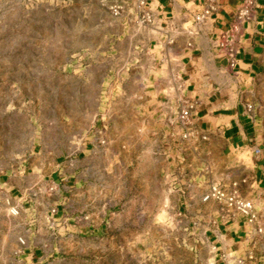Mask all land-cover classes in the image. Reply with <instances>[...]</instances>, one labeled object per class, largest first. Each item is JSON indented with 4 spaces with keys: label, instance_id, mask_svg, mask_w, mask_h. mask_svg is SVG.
I'll return each instance as SVG.
<instances>
[{
    "label": "crops",
    "instance_id": "crops-1",
    "mask_svg": "<svg viewBox=\"0 0 264 264\" xmlns=\"http://www.w3.org/2000/svg\"><path fill=\"white\" fill-rule=\"evenodd\" d=\"M213 1L216 10L202 23L194 20L202 0H149L148 24L133 7L121 17L131 24L123 34L142 71V90L151 102L166 105L149 112L163 136L156 162L164 164L153 187L147 186L158 199L147 229L164 232L150 264H171L174 247L184 252L180 264H264V0H255L232 71L213 41L243 0ZM186 101L196 109L191 134L183 138L177 115ZM80 147L68 171L37 154L0 166V264H124L118 236L108 233L106 206L81 207V194L72 193L80 190L78 156L88 152ZM138 179L141 191L149 183L144 175ZM213 187L250 202L254 220L223 201H205ZM166 213L164 222L157 221Z\"/></svg>",
    "mask_w": 264,
    "mask_h": 264
},
{
    "label": "rangeland",
    "instance_id": "rangeland-1",
    "mask_svg": "<svg viewBox=\"0 0 264 264\" xmlns=\"http://www.w3.org/2000/svg\"><path fill=\"white\" fill-rule=\"evenodd\" d=\"M113 5L0 0V166L37 154L68 171L72 154L85 144L88 152L76 165L80 190L72 193L81 194V207L106 206L108 233L118 236L124 264L141 258L150 264L148 256L164 232L147 229L158 203L148 187L164 164L156 162L163 136L149 112L166 105L151 102L142 90V71L123 34L131 24L122 23L124 13L111 14ZM140 175L149 183L141 191ZM183 253L172 248L170 263L180 264Z\"/></svg>",
    "mask_w": 264,
    "mask_h": 264
},
{
    "label": "built area",
    "instance_id": "built-area-1",
    "mask_svg": "<svg viewBox=\"0 0 264 264\" xmlns=\"http://www.w3.org/2000/svg\"><path fill=\"white\" fill-rule=\"evenodd\" d=\"M113 6L110 8L111 14L114 17L120 16L125 12L126 8L133 7L139 13V21L141 24H148L151 22V15L148 9L149 0H110ZM203 11L197 15L194 20L196 23H202L209 15L216 10V5L213 0H202ZM255 0H243L240 9L232 17L230 24L226 30L219 32L216 35L213 46L216 50L217 56L225 62L228 70H233L238 62V55L240 52V44L243 39L244 25L251 21L256 12ZM196 109L195 102H184L177 115V124L184 130L183 138L189 137L191 114ZM207 200L223 201L232 212H237L247 217L249 222H252L255 216L252 214V205L250 202H245L237 198L234 194L226 195L216 187L210 189L209 193L204 198Z\"/></svg>",
    "mask_w": 264,
    "mask_h": 264
}]
</instances>
